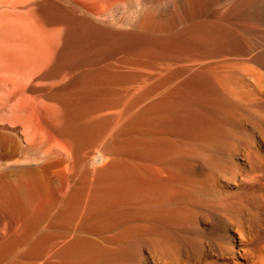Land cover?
Wrapping results in <instances>:
<instances>
[{
  "label": "rangeland",
  "instance_id": "rangeland-1",
  "mask_svg": "<svg viewBox=\"0 0 264 264\" xmlns=\"http://www.w3.org/2000/svg\"><path fill=\"white\" fill-rule=\"evenodd\" d=\"M190 1L0 0V82L34 57L40 68L24 81L25 98L16 115L26 117L34 130L52 132L63 127V106L50 95L63 84L46 76L61 59L75 58L86 69H96L107 79L109 100L101 107L99 118L89 120L98 126L95 134L99 139L81 153L87 157L79 156L76 169L87 174L79 204L65 201L72 191L74 171H68L71 163L61 158L44 170L42 187L49 186L39 190L46 196L44 200L0 203V264H61L55 255L59 247L72 237H88L80 236L84 233L78 224L91 198L92 155L107 149L106 144L118 134L117 140L125 139L126 126L129 139L166 142L160 155L146 159L132 158L124 151H112L115 155L102 151L108 163L116 157L131 163L144 190L151 185L134 199L132 209L150 203L156 209L181 211L176 223L163 229L157 226L135 239L138 255L131 264H264V0H222L219 4L202 0L199 7H192ZM48 8L59 10L68 21L42 22L40 14ZM149 13L148 25L139 26ZM199 27L207 32L217 27L231 39L202 40L192 46L169 43L177 34L191 37ZM67 41L73 45L72 53L60 57ZM6 102L0 104V165L10 168L0 169L2 179L15 178L27 169L41 170L44 165L35 156L29 159L15 154L18 145L24 144L8 125L11 104ZM169 103L173 105L170 109L165 106ZM174 118L175 123L171 122ZM68 152L69 160L75 161L72 149ZM174 162L179 164L178 173L171 169ZM50 180L58 187H52ZM107 184L114 183L102 177V192L110 186ZM159 191L165 195L159 198ZM64 208H74L75 214L61 228L53 218ZM31 213L42 214V218L34 233H25ZM135 222L151 223L141 216ZM114 233L89 238L108 246ZM41 234H45L44 240L31 250Z\"/></svg>",
  "mask_w": 264,
  "mask_h": 264
},
{
  "label": "bare ground",
  "instance_id": "bare-ground-1",
  "mask_svg": "<svg viewBox=\"0 0 264 264\" xmlns=\"http://www.w3.org/2000/svg\"><path fill=\"white\" fill-rule=\"evenodd\" d=\"M214 1L216 3L218 2V4H219V2L222 0H214ZM202 2H203L202 0H191L190 5L192 7H195V6L199 7V5H201ZM144 9H146V8H144ZM58 11L59 10H55L52 8L49 10L42 11V13L40 14L41 21L44 23L47 22L49 24L50 23L56 24V23L68 21L67 18L64 15H62L61 13H59ZM151 15L152 14L149 13L145 19L140 21V25L139 24L138 25L146 27L148 25L147 22L149 21V18L151 17ZM205 23H206V21H205ZM199 29H200V27H199ZM183 32H185V30ZM71 33L72 32L70 31L68 35L70 36ZM224 38L229 39L230 37H229V35H227V33L223 32L221 29H219L217 27H213L212 29H209L208 32L200 29V30L196 31V33L194 35H192L191 37H187L186 35L177 34L169 41V43L192 46V45H195L196 43L198 45V41H202V40H204V41L205 40L221 41ZM131 39H133V38H131ZM134 40H135V38H134ZM212 45H213V42H212ZM215 46H216V44H215ZM72 49H73L72 43L70 41H67L65 43V47L63 48V50L60 54V57H62V56L64 57L66 55L68 56V54L72 51ZM49 53L51 54V51H49ZM52 54H53V52H52ZM36 56L38 57V55H36ZM50 56H52V55H50ZM49 58L51 59V57H49ZM34 59H35V57H34ZM34 59H33V61L35 62ZM38 59H40V58H38ZM29 60L25 61L26 63H24V61L22 62L24 64L21 67H19V70L16 69L17 71L16 72L14 71L15 73H13V74H15V75L8 74L9 76L7 75V76H5V78L3 80H1L0 86L2 85L3 88L0 87V104L3 103V101H4V104H3L4 106L7 103L6 101H8V103L11 104V105H9V108L7 110V112L9 111V113L11 114V115L9 113L7 114L8 115V125L10 126V128L12 130L14 129V132L20 137V141H21L20 143L22 145L24 144L23 145L24 147H21L20 144L18 145V147L15 150V154L22 153L23 155H25V157H27L29 159H31L30 157L33 158V156H35V157L39 158L40 160H42L44 165H43L41 170H39L40 169L39 167H38L39 169L38 168L31 169V170L27 169V171H24V173H22V174L21 173L18 174L15 178H13L11 175H10L11 177L7 176L6 178L4 177L3 179H2V177H0L1 178L0 179V203L1 202H7L8 203V202L16 201V202H26V204H28L30 202L38 201V200H41L44 197H46L44 195H43L44 197H42L41 196L42 193L40 194V191H39V190H43V189H41V187L44 186V184L42 185V182H43L42 177L44 175V170H46L50 167V164L54 161V159L61 158L63 161H66V162L68 161L67 163H71L72 168L67 166V170L68 171H70V170L74 171V173H72L71 178H70V179H72V186H71L72 191L65 201H67L66 203H72V204L77 205L81 202L82 196L84 197L83 193L85 191L86 177H87L86 175L87 174L85 175V174H83L82 171L79 170L80 173L82 172L80 174L77 171L76 167H78L77 165H78L79 156L81 155V153L88 146H90V144H93V142L96 143V141H98V139H99L96 136V134H97L96 131L98 130V128H97L98 126L94 123H91L89 120L94 119V118H99V117H97V115L100 113L101 109L103 108L102 107L103 104L106 103V105H107V102L109 100L107 99L105 88H106V83H108V82H107V79L104 78L103 75H102L103 76L102 77L96 69H86L85 67L82 66L80 61L75 60V58L70 60V61H64L62 59L60 61H57L55 64H53L52 68L50 69V72H48L46 74V76H47V78L48 77L58 78L59 79L58 83L61 85L63 84L62 86L59 87V90L56 88L58 90L56 93H55V91H53V93L50 95L52 96V98H54V97L57 98L60 101V103L62 104L63 109H64L65 122H64L62 128L56 129L52 132H51V129H50V131H48V129H46L44 131H41L42 129L41 130H34L30 126V124L27 123L28 121L26 120V117L24 119L23 118L24 116L16 115L17 106H19L21 104L20 100L25 98V96H24V83L25 82L24 81H26L31 76L32 77L30 79H32L34 77V74L36 75V72L37 73L39 72V70H37V69H40L39 65L38 66L36 65L37 63L34 64L32 59H29ZM42 61H44V59ZM42 66H44V65H41L40 67H42ZM68 77H69V79H68ZM65 80H66V82H65ZM133 80H135V77ZM48 87H51V86H48ZM52 88H54V86ZM48 92H51V91H48ZM212 92H213V90H212ZM185 94H186V92H185ZM13 101H17V102L19 101V104L17 105L16 104L17 102L13 103ZM172 103L174 105V102H172ZM172 103H171V105H172ZM171 105L169 103V105H165V106H168L170 109ZM185 106H189V105H185ZM186 108L191 109L192 107H190V108L186 107ZM121 109L123 110V108H121ZM162 109H164L163 106H162ZM107 111H109V109ZM110 111H112V110L110 109ZM117 111H119V109ZM120 112H118V113H120ZM103 114H106V113H103ZM9 115H10V117H9ZM115 115H116V113H115ZM98 116H100V115H98ZM101 116H103V115L101 114ZM119 116L120 115L118 114V117ZM175 118H178V117H175ZM175 118L172 120L170 119L171 122L174 121ZM101 119H102V117H101ZM156 119L158 120L159 118L155 117V120ZM158 121H160V119ZM168 121H166V123H168ZM177 121L178 120L176 119V123H177ZM162 122L163 121H160V123L159 122L158 123L161 124ZM173 123H175V121ZM153 125H154V123H153ZM161 125H163V124H161ZM169 125H170V123H169ZM181 125H182V123H181ZM154 126H156V124ZM157 126H158V124H157ZM178 126H180V125H178ZM121 127H122V125H121ZM113 128H111V129H113ZM173 129H175V128H173ZM176 130H177V128H176ZM115 131H117V130H115ZM55 134L61 138L66 139L67 140L66 143H64V142L61 143L60 141H58ZM124 135L126 136V138L123 139L122 141L117 140V137L119 136V134H118L116 139H112L109 141V144H106V146L108 145L107 149L101 148L100 150H102V151L106 150L109 153L112 151H114V152L124 151L127 154H130V156L132 158L135 156H145L144 159H146L147 157L151 158V157H154L155 155L158 156L157 154H159L160 151L163 152L162 147H164V149H166L165 148L166 142L162 143V144H164V146H162V144L157 143L154 140H148V139L147 140H145V139L144 140H140V139L132 140V139H129L127 137V135L129 136L127 126L123 130V137H124ZM65 144L68 145L70 149H72V152H73L74 156L76 157L75 161L71 162L69 160V156L71 157V155L69 153L70 150L68 152L69 148ZM168 146H170V145H168ZM94 148H98V147H94ZM92 150H89L88 153ZM96 151L97 152L94 155V157L92 155L93 159L91 158L92 159L91 166L93 167V169H92L93 170V177H92L93 179L91 180L92 183L90 184V187H91V185H92V187L89 188V190H90L89 192H91V198H90V201L88 204V210H87L86 214L84 215V217L80 220V223L78 224L79 229H81L82 232L84 233V234L79 233L80 236L86 235L88 237H84V236L83 237H74V238L72 237L71 240L68 239L69 241L63 240L64 242H66V241L67 242L64 243V245L62 244L63 246L61 245L62 247L60 246L59 247L60 249L59 250L57 249L58 251L55 254L60 259L61 264H131L136 259L137 255H138V251H137V247H136V243H135V239L137 237H139L140 235H142L146 232H153L158 227L161 228V226H163L162 227V229H163V228H165V226H167V225L170 226L171 224L176 223L180 219L181 211L179 209H174V210H172V209L171 210L156 209V208H153L154 206H152V204H150V203L142 204L140 206L138 205L139 208H137L136 210H133L132 205L134 204L133 203L134 199L137 196H142L144 194L145 190L148 189L151 185H149V187L146 186L148 188H146L144 190V188L142 186L143 184L140 183L141 182L139 180L140 178H138V176H140V175H138L139 173H137L136 169L132 167L131 163H129L127 161H125V162L124 161L123 162L118 161V160H116V159H119L117 157L113 158L114 161H110L108 163V161H105V160H107V158L103 156V154H106V152L105 151L102 152L99 150H96ZM83 156H86V155H83ZM137 158H140V157H137ZM87 162H89V161H87ZM82 164L85 165L86 163L84 162ZM82 164H79V166H81ZM3 165H0V169L10 168L7 165H5V166H3ZM102 165L104 167H102ZM172 166H173V168H171V169H174V172L178 173V170H179L178 169L179 168L178 162H174ZM83 167H85V166H83ZM104 169H105V171H103ZM89 172H91V171H89ZM55 175H56V173H55ZM103 175L105 177H107L108 179L112 180L114 184H112V185L107 184L110 186H108L102 192L101 191L102 190L101 182H102V177H104ZM52 176H54V173ZM89 178L91 179V177H89ZM142 179H143V177H142ZM46 180H47V178L45 179V182H46ZM52 182L53 181L50 182L51 186H52ZM46 183L48 184V182H46ZM108 183H109V181H108ZM146 183H148V182H146ZM150 183H152V182H150ZM54 185H57L56 187H58V184H54ZM54 185L52 187H54ZM46 186L47 185H45V187ZM45 187H42V188H45ZM47 187L49 188V186H47ZM59 188H60V186H59ZM45 190H46V188H45ZM38 191H39V193H38ZM44 192H43V194H44ZM162 193L164 194L165 192H161V191L158 192L159 198L162 196ZM86 197H87L86 200H88L89 193H88V196H86ZM151 201L153 202V200H151ZM165 201H166V199H165ZM139 202H142V201H139ZM32 204H30V205H32ZM49 206H46V207L48 208ZM155 206H157V205H155ZM162 206H164V205H162ZM28 207H30V206H28ZM65 207H66V205H65ZM136 207H133V208H136ZM172 207H174V206H172ZM53 209H54V207H53ZM73 210H74V208H73ZM73 210L72 209L65 210V208H64L63 211L56 213V215H54V218H53V223L61 224L59 226H61V228H63V224L69 222L73 218V216L75 214V212ZM140 216L144 217V218L145 217L149 218L151 221V223H150L151 225L149 223L147 225L146 224L145 225L137 224L135 222L136 218L137 217L140 218ZM41 218H42V214L40 215L39 213L38 214L31 213L29 215V221L25 227V233H30V232L34 233L33 231L35 230L36 225H38L37 223H39ZM169 226H168V228H169ZM113 232H115V233L111 236L110 241L107 240L111 244V247H109L110 244L108 246H105V243H103L104 245H102L98 242L93 241V239L91 237H90L91 239L89 238V236H91V235H96V234H104L105 235V233L106 234L107 233L112 234ZM44 235L45 234H41L35 238L33 244L31 245V250H33L34 248L37 247V245H40L42 243L41 241L44 240ZM73 236H74V234H73ZM32 237H34V236H32ZM254 251H256V250H254ZM201 260H202V258H201Z\"/></svg>",
  "mask_w": 264,
  "mask_h": 264
}]
</instances>
